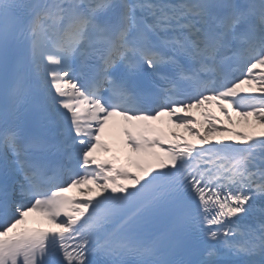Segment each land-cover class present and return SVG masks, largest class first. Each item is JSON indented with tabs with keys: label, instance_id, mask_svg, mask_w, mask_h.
I'll list each match as a JSON object with an SVG mask.
<instances>
[{
	"label": "snow or ice",
	"instance_id": "1",
	"mask_svg": "<svg viewBox=\"0 0 264 264\" xmlns=\"http://www.w3.org/2000/svg\"><path fill=\"white\" fill-rule=\"evenodd\" d=\"M0 264H264V0H0Z\"/></svg>",
	"mask_w": 264,
	"mask_h": 264
},
{
	"label": "bare ground",
	"instance_id": "2",
	"mask_svg": "<svg viewBox=\"0 0 264 264\" xmlns=\"http://www.w3.org/2000/svg\"><path fill=\"white\" fill-rule=\"evenodd\" d=\"M208 107L210 108V110L212 109L215 113L218 112L216 107H213L211 105H209ZM167 129L174 130L176 128L174 126H166L165 130ZM102 139H104L105 142L109 145L111 151L108 153H103L98 151L97 156L99 158L103 159L105 157H110L112 155L123 157L124 152H126V148H124V145L122 143L123 135L120 132L119 128L113 125L112 121H110L109 125L106 126L105 132L102 134ZM194 142L197 143L196 141ZM91 187L93 188V192L91 193V195H95L96 193L95 185H91ZM70 194L76 196L77 198H82L81 193L78 192L76 189H72Z\"/></svg>",
	"mask_w": 264,
	"mask_h": 264
},
{
	"label": "rangeland",
	"instance_id": "3",
	"mask_svg": "<svg viewBox=\"0 0 264 264\" xmlns=\"http://www.w3.org/2000/svg\"><path fill=\"white\" fill-rule=\"evenodd\" d=\"M256 72H259L261 71L260 69H257L255 70ZM242 88L244 89H248L250 86L247 85V84H244L241 86ZM213 107H215V105H211ZM211 111L217 115V116H220V120L223 122L222 124H220V127H233L234 125H228L227 124V121L224 120L223 116L220 115L219 111L217 113H215L212 109ZM192 115L197 119V120H202L203 118L201 117L200 115V112L199 110H196V109H193L192 110ZM233 115V120L235 121L237 118L236 116L234 115V113L232 114ZM170 126V125H169ZM206 126V125H197L198 128H200L201 131H203V127ZM237 130L238 131H245L246 129L243 127V126H236ZM169 129L165 130V131H168ZM173 131H178L180 132L181 134H183V136H185L186 139L190 140V141H196L198 143V141L195 139V137L193 136H190L184 129L180 128V129H174ZM170 138V137H169Z\"/></svg>",
	"mask_w": 264,
	"mask_h": 264
}]
</instances>
